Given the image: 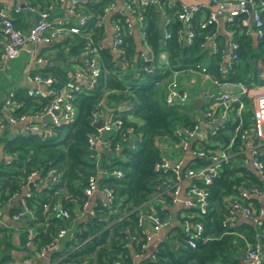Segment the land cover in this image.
Returning a JSON list of instances; mask_svg holds the SVG:
<instances>
[{"label": "trees", "instance_id": "16d2710c", "mask_svg": "<svg viewBox=\"0 0 264 264\" xmlns=\"http://www.w3.org/2000/svg\"><path fill=\"white\" fill-rule=\"evenodd\" d=\"M110 0H88L81 5L85 13L93 15L103 12ZM31 4V3H30ZM157 8L149 5L142 10L145 41L153 56V69L148 74L140 72L145 63L137 55L133 35L124 36L121 46L131 67L119 64L121 55L102 45L99 49L100 72L96 84L82 87L74 95L73 102L77 109L75 117L58 126H53L48 135H39L28 131H17L7 134V128L0 136V210L11 215L17 211L18 204L11 202L15 196L23 195L24 186L29 175L37 172L35 178L39 188L30 190L23 197L32 210V216L21 222L17 232L18 239L13 240L11 227L0 225V264H18L13 250H25L27 256L38 254L47 244H53L54 237L62 227H71L62 245L52 247L49 252L50 262L58 264H239L242 247L245 242L234 232L244 233L249 241L254 240L255 229L247 222H240L231 228L222 224L227 214L229 195L237 194L239 188L256 184L261 189L263 181L246 164L240 155H234L224 162L207 185L209 201L205 212L198 213L196 208H180V213H193L204 225L203 235L206 240L197 239L195 247L187 244V235L180 225L172 226L166 239L160 241L151 256L141 257L137 262L136 253H143L146 235L137 225L140 210L153 209L162 218L170 214V209L160 205L146 204L165 181L171 176L169 171L155 170L154 164L161 157L157 140L168 137L173 139V128L178 124L193 126L196 123L185 107L168 106L164 103V90L156 84L158 80L169 77L173 71H185L197 63H205L207 70L221 80L245 81L250 84L261 83L259 65L264 61V40L257 45L250 37H239L241 50L238 61H234L226 71L219 70L220 57L217 53L208 54L200 45L203 33L212 28H199L196 23L199 13L192 20L195 24V35L191 43L183 44L178 40L177 32L181 22L177 18L176 8L166 7L170 18L165 26L170 37L162 38L161 27L157 21ZM112 18H123L124 14L114 12ZM90 32L95 40L103 37V27H94L92 18L80 34L64 37L56 43L54 59H61L63 64L44 63L31 72L51 75L55 81L52 86L60 87L73 73L70 58L81 51L85 33ZM161 52L166 53L167 62L161 60ZM72 55V56H71ZM135 67L132 71L131 68ZM131 70V71H130ZM71 72V73H69ZM11 98L16 104L11 114H35L47 104L49 97L30 95L24 86H15ZM245 106L251 103L249 97H243ZM112 109V112L123 119L121 128L113 130L104 137L111 142L110 148H104L97 160L89 156L87 137L96 131L93 112L96 109ZM120 105L125 107L120 108ZM234 105H237L235 103ZM132 115L139 121L129 119ZM251 106L241 112L242 128L251 129ZM0 118H5L0 110ZM235 109L231 117L217 131L210 133V142L205 147H216L227 143L230 133L238 124ZM131 127L135 134L136 146L131 147L122 141L120 148H114L115 142L121 141V131ZM239 142L238 138L235 143ZM202 160V159H200ZM55 170L57 179L50 180L48 172ZM121 170V175L112 174ZM90 175H94L98 188H109L113 198L104 204L100 197L90 198L84 188ZM167 199V198H166ZM254 206H260L258 199H249ZM46 202H59L69 211V217L63 218L45 211ZM85 202L89 203L93 214L80 216ZM181 220L183 217L180 218ZM33 228L31 244L26 245L27 228ZM264 264V263H263Z\"/></svg>", "mask_w": 264, "mask_h": 264}, {"label": "built area", "instance_id": "2783aa9c", "mask_svg": "<svg viewBox=\"0 0 264 264\" xmlns=\"http://www.w3.org/2000/svg\"><path fill=\"white\" fill-rule=\"evenodd\" d=\"M88 0H70L68 16L63 18H52L50 16L53 9L52 4L38 6L36 4H26L25 8L35 12L37 18L27 29L23 30L13 23L8 10L0 6V68L13 58H16L27 44H50L55 40H62L66 35L80 34L82 28L86 27L88 20L92 18L94 27H103L104 18L110 14V24L112 28V40L109 44L100 40H95L90 32L85 33V41L81 48L82 67L71 74L59 88L52 86L55 79L51 75L40 72H28L26 75L29 81L27 93L49 97L44 108L35 114H22L14 116L11 114L12 107L16 102L11 98L12 92L6 93L4 101L0 106L4 114V119L0 118V136L9 125L17 123L24 124V131L39 135L50 133L53 126L61 125L72 120L77 109L73 102L74 95L85 85L91 87L97 82L100 72L99 49L102 45L108 46L116 55H121L119 64L131 67L128 59L123 56L124 49L121 46L125 35L132 34L137 29L144 49L137 52V55L145 62L137 75L142 72L148 74L153 69V56L145 41V31L143 27L142 10L149 5H155L157 15H163L162 38L170 37V31L165 26L170 18L166 14V7H175L177 18L181 22L177 35L178 40L185 44L191 43L195 35V24L193 16L199 13L196 25L199 28L211 27L209 32L203 33L201 47L208 51V54L217 53L220 57L219 70L226 71L229 66L238 61L241 41L239 37L251 38V42L258 44L264 40V0H110L99 14H89L82 10L81 5ZM14 10L19 11L21 7L16 5ZM114 12L124 14L123 18H112ZM157 16V21H158ZM69 17L74 20L70 22ZM161 60L167 62L165 52L160 54ZM38 64L47 60L42 56H37ZM180 72H196L207 77L219 90L205 89L202 91L204 104L200 108V115H191L197 120L193 126L178 124L173 128L172 147L165 148L168 138L161 140V157L155 162L154 169L169 171L171 176L146 202L151 205L152 201L161 207L171 209L175 205L182 207L196 208L198 213L206 211L209 201V190L207 185L213 177L218 174L222 164L227 162L231 156L240 155L243 164L251 163L255 174L262 178L264 176V61L259 65V79L261 83L248 84L245 81L221 80L212 75L205 63H197L195 66L185 71H173L168 79H161L156 82L158 86L164 88V103L168 106H183L191 102V93L188 86L182 84L177 74ZM35 84L36 86H34ZM43 85V87H40ZM249 97L252 102L251 129L242 128L241 112L245 107L243 97ZM237 103V105H234ZM103 105V102H100ZM104 106V105H103ZM105 107V106H104ZM235 109L238 115V124L230 133L227 143H220L216 147H205L204 142H210V133L214 134L220 126H224L225 121L231 117V112ZM49 115V119L42 121L43 116ZM103 121L102 126H96V131L89 133L87 137L89 156L98 159L100 152L104 148H110L111 142L104 137L113 130L119 129L123 125V119L114 114L112 109H96L93 112V122ZM201 131L199 134L198 131ZM135 134L132 128L128 127L121 131V141L113 144L114 148H120L122 141L128 142L131 147L136 146ZM137 137V136H136ZM238 138L239 142L235 141ZM164 147L162 148V146ZM202 159V160H200ZM112 174L121 175V170H114ZM50 180L55 181L57 175L55 170L48 172ZM37 172L29 175L24 186L23 195H29L28 183H36ZM84 192L88 197H92L95 192H101V199L104 204L112 201L113 195L109 188L99 189L94 175H90ZM263 189L256 184H250L239 188L237 194L229 195L227 200V214L222 220V224L231 228L236 224L246 221L255 229L254 240L249 241L244 233L234 232L243 238L245 245L242 247V255L239 264H263L264 263V206H254L249 199L260 198ZM23 195L15 196L18 209L11 215L12 220L25 219L27 213L32 216V210L27 205ZM167 198V199H166ZM45 211L57 216L68 218L69 211L59 202H46L43 204ZM87 213L93 214L91 206L85 202L80 216ZM185 214V213H184ZM2 212L0 210V225L3 224ZM180 227L187 235L186 242L189 246L195 247L197 239L206 240L208 236L203 235L204 225L200 218L194 217L193 213H186L183 219L179 220ZM151 223V229H147V224ZM169 224L167 217L162 218L152 208L140 210L137 217V225L146 235V242L152 238L159 230ZM71 227H62L54 237L53 244H47L38 251L43 256L50 251L67 236ZM33 228H27L26 245L31 244L33 238ZM146 245L143 244L144 248ZM136 262L142 257V253H136ZM50 264H58L53 261ZM67 264H74L68 262ZM114 264H122L120 260H115ZM140 264V263H139Z\"/></svg>", "mask_w": 264, "mask_h": 264}, {"label": "crops", "instance_id": "0c3cea01", "mask_svg": "<svg viewBox=\"0 0 264 264\" xmlns=\"http://www.w3.org/2000/svg\"><path fill=\"white\" fill-rule=\"evenodd\" d=\"M117 1L119 2V0ZM69 2L70 0H0V6L3 7L5 10L9 11L15 26L23 30H27L34 23L35 19L37 18V14L35 12L27 10L25 8L26 4L31 3V4H36L38 6H45L50 3L53 5V9L51 11L50 16L52 18L57 19V18H63V17L68 16ZM16 5L20 6L21 10L19 11L14 10ZM163 19H164L163 15L158 16V22L161 27V34L163 33V26H164ZM69 20L70 22H72L74 18L69 17ZM103 23H104V38L102 39V42L105 44H109V42L112 40V28L110 24V14L106 15ZM68 36H73V35H66V37ZM133 38L136 43L137 52L140 50L145 51L144 44L141 41L140 35L137 32V29L134 30L133 32ZM60 41L61 39L55 40L53 43H50V44H32V45L27 44L26 47L22 49V51L16 58L8 60L5 63L4 67L0 68V106L2 105L4 101L7 91L11 90L13 87L15 86H24L26 88L29 87L30 84L26 78L27 73L31 72L32 70L39 69L44 65L43 63L41 64L37 63L36 61L37 56H42L46 58L47 63H56V64L64 63V61L61 59H54V55L57 51V46H55V44L59 43ZM81 55H82L81 51L78 52L74 56L71 55L72 57L70 58V60H73L71 64L73 73L82 67V56ZM190 73L191 72H183L184 75H187ZM191 74H194V73H191ZM200 77H201V82L204 81L205 79H208L207 77H204L203 75H200ZM195 80L196 78L193 76L190 79H184L185 84L190 89L191 103L193 100L198 98L199 93L203 91L202 90V91H199L197 94L196 93L193 94L191 84L192 82H195ZM33 85L36 86L35 84ZM40 87H43V85H41ZM160 87L164 90L163 86H160ZM195 88L193 87V89ZM123 107L125 106L120 105V108H123ZM195 110H197V113H192L191 111L189 113L191 115L201 114L200 108L199 109L195 108ZM130 116H129V119L135 120L134 118H131ZM137 121H139V119ZM22 130H24V124L22 123L9 125L7 127V132H8L7 134H11V133L22 131ZM157 143L160 144L161 140L158 139ZM246 165L249 167V169H251L254 172V169L252 168L250 162H248ZM261 179L263 181V186H262L263 192L259 198V201L261 205L264 206V176ZM35 186L39 188V186H37L36 184ZM101 195H102L101 192H95L92 198L101 197ZM11 203L15 205L17 204V201L13 200ZM180 208H183L182 205H175L170 209V214L167 216L169 220V224L163 227L161 230H159L156 234L152 236L150 240H148V242H146V245L142 253L143 257L151 256L154 253L158 243L166 239V237H168L169 235H171L170 229L172 228V226L180 225L179 220L181 217L185 215L183 212L180 213V217L177 215ZM173 212L175 213V215H172ZM2 218H3L2 225L11 227V229L13 230V240L16 242L18 239L17 232L21 226V222H23L24 219L16 220L17 221L16 224L12 225V218L9 217V215L4 214ZM242 222H246V221L244 220ZM146 228L151 229V223L148 222ZM65 238H63V240ZM62 242L63 241L56 244L54 248L60 247V245H62ZM49 252L50 251H47L43 256H40L39 254H36V253L31 256H27V252L25 250H13V255L16 259V262H18V264H50L51 262H50Z\"/></svg>", "mask_w": 264, "mask_h": 264}, {"label": "rangeland", "instance_id": "374dc122", "mask_svg": "<svg viewBox=\"0 0 264 264\" xmlns=\"http://www.w3.org/2000/svg\"><path fill=\"white\" fill-rule=\"evenodd\" d=\"M134 69H135V67L133 66L131 68V70L133 71ZM191 73H194V74H191ZM191 73L184 75L183 72H180L177 74V78L182 84H184L185 83L184 79H190L192 76L195 77L196 78L195 82H192V84H191L193 94L194 93L197 94L199 91H202V90L207 89V88H209V90H213V89L219 90V88H217V86H215L210 79H205L204 81L201 82L200 75L196 74V72H191ZM164 79H168V77H166ZM193 87L194 88L196 87L197 90H196V88L193 89ZM251 103H247L245 107L247 108L248 106H251ZM185 109L191 111L192 113H197V110H195L194 107L187 106V107H185ZM130 117L134 118L136 121L138 120V118H136V117H133V116H130ZM139 121H140V119H139ZM198 133L200 134L201 131L199 130ZM171 143H172V138H168V144H166L164 149H166V147H167V148L171 149V153H175V148L172 147ZM163 147H164V145L162 146V148ZM153 204H155L154 200L152 201L151 205H153ZM172 215H175V213L173 212ZM26 216H27V218H29L30 214L27 213ZM16 222H17L16 220H12V225H15Z\"/></svg>", "mask_w": 264, "mask_h": 264}, {"label": "water", "instance_id": "95a60500", "mask_svg": "<svg viewBox=\"0 0 264 264\" xmlns=\"http://www.w3.org/2000/svg\"><path fill=\"white\" fill-rule=\"evenodd\" d=\"M183 44H185V42L183 41ZM204 104V98H203V93L200 92L199 95H198V98H196L195 100L192 101V106L195 107V108H201ZM49 119V115H45L43 116L42 118V121H46ZM96 126H102L103 125V121L100 119L98 122H96L95 124ZM49 133L46 132L44 135H48ZM28 188L29 189H37V187L34 185V182L33 181H30L28 183Z\"/></svg>", "mask_w": 264, "mask_h": 264}]
</instances>
